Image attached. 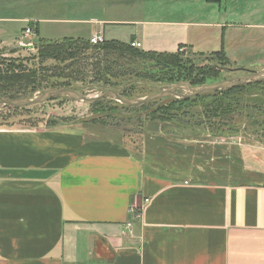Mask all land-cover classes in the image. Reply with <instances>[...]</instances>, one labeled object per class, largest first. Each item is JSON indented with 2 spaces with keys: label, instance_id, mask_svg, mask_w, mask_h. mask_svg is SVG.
Listing matches in <instances>:
<instances>
[{
  "label": "crops",
  "instance_id": "crops-1",
  "mask_svg": "<svg viewBox=\"0 0 264 264\" xmlns=\"http://www.w3.org/2000/svg\"><path fill=\"white\" fill-rule=\"evenodd\" d=\"M28 2L7 7L12 14L0 11V49L15 48L9 43L28 27L52 40L42 24L61 20L26 17V7L45 0ZM203 2L207 21L108 23L134 27L132 42L146 51H224L234 67L264 71V0ZM24 23L12 38V26ZM206 134L204 145L213 144ZM94 135L75 123L0 125V264H264V148L239 144L233 157L230 148L224 158L202 154L200 167L198 139L185 136L189 145L169 155L185 153L197 174H166L165 151L136 154L125 142Z\"/></svg>",
  "mask_w": 264,
  "mask_h": 264
},
{
  "label": "rangeland",
  "instance_id": "rangeland-1",
  "mask_svg": "<svg viewBox=\"0 0 264 264\" xmlns=\"http://www.w3.org/2000/svg\"><path fill=\"white\" fill-rule=\"evenodd\" d=\"M28 1L31 4V0ZM18 2L19 0H0L1 14L14 13L7 7H12L13 4L17 5ZM36 7V10L26 7L24 10L26 17L31 14L37 15L38 19L61 20L57 23H43L41 27L44 34L41 35L52 39L46 41H55L57 45H53L51 48H40L38 42L44 39L36 38L34 28L28 27L27 29L33 31L29 37L25 38L26 29L21 35L22 39L9 43L15 48L0 49V61L2 62V59L13 61L20 65L21 73H23L13 82L10 81L14 84L15 89L13 87L9 89H21L28 95L17 100L40 95L48 90L58 88L57 85L61 84H68L69 89L79 91L86 96H95L102 91L114 90L118 93L124 91L125 94L131 96L127 98L137 99L179 84H187L198 89L244 75L247 73L246 69L252 72L261 71L259 65L246 66V69L239 67L231 68V70L218 69L211 59L190 52L186 48H179L177 51L179 57L177 56L176 60H171L169 65L162 60H149L151 56L148 58L141 55L140 57L122 58L114 46L105 50L65 40L85 38L83 40L88 41L87 38L91 32L98 30L103 24L106 33L102 30L101 33L107 41H117L127 45L132 41L131 33L135 28L127 24H109L108 22L136 23L150 20L183 19L207 21L210 15L209 8L205 7L203 0H45V3H40ZM48 7L52 11L45 10ZM27 26L28 23L13 25L11 37L18 36L17 31L21 27ZM16 44L21 47L17 48ZM82 52L84 55H81ZM144 52L149 51L144 50ZM73 53L79 56L78 61L68 59ZM8 91V88L0 90V95H4ZM182 91L179 90V92ZM245 93H253V91L246 89L231 93L221 91L208 96L207 99L216 97L224 100L222 106L226 112L235 109L234 113L228 112L230 113L227 115L228 117H222L221 121L227 120L232 131H238V135L232 133L222 138L211 137L210 140L214 143L210 145L205 143L204 145V141L209 139L207 134H202V132H198L200 134L198 136L194 134L193 136L198 139L195 144V152L199 155L194 158L196 160L200 158L197 160L200 167L206 162L202 158V154L208 155L212 152L216 153L218 157L224 158L227 157L225 153L230 148L233 157L235 153L232 147L239 144L254 149L264 148V123L257 121L254 117H246ZM229 99L239 103L238 108H235V104L227 106ZM171 103L172 99L169 98L146 106L125 108L111 99H104L94 106H88L69 98L58 97L41 105L21 108L4 114L0 117V125L57 127L74 123L84 124L95 129L94 136L125 142L136 154L140 148L144 150L148 147L149 149L156 147L157 151H162V153L165 151L166 155L162 156L160 164L166 174L172 170H177L180 173L189 170L187 171L189 174L191 171V174H197L194 169L190 168V165L185 163L187 161L184 160L185 153L169 155L177 147L189 145L190 141H186L188 139L186 137H189L191 132L189 127L178 125L176 120L168 116L167 111L156 113V110L161 108L173 109L170 106ZM204 107L202 102L196 105L199 111H202ZM239 111L243 116H240ZM172 114L174 115L175 112ZM156 115L170 120H155ZM263 118L264 116L260 119ZM161 135H164L163 141L159 142L158 140L157 142L156 139ZM218 143L224 144L221 146V150H218ZM193 166L191 165V167Z\"/></svg>",
  "mask_w": 264,
  "mask_h": 264
},
{
  "label": "trees",
  "instance_id": "trees-1",
  "mask_svg": "<svg viewBox=\"0 0 264 264\" xmlns=\"http://www.w3.org/2000/svg\"><path fill=\"white\" fill-rule=\"evenodd\" d=\"M65 40H71V41H76L78 43H82L84 45H87L90 48H98V49H105L109 50L114 46V49L119 53L122 58L126 57H140L143 56L144 58H151L149 60H162L163 62H166L167 64L170 65L171 60H176V57L179 55V53H160V52H154V51H149V52H144L142 49H137L131 46V42L129 44H123L117 41H104V43L99 44V45H92L90 41H86L83 39H65ZM132 40V39H131ZM40 44V48H51L53 45H57L55 41H46V40H40L38 42ZM126 52V53H125ZM81 55H84V52L81 53ZM179 57V56H178ZM207 58L211 59L213 62H215V67L220 68L222 70H231V68H235L234 65L227 59L224 51L219 52V53H213L209 55ZM71 61H78L79 56L75 55L74 53L71 54L68 58ZM166 60V61H164ZM215 68V69H216ZM219 73V71H218ZM23 73H21L20 70V65L13 63L11 60L7 59H2V62L0 61V90H4L5 88H8V92L1 94L0 100L4 99L7 101H13L17 100L19 98L27 97L28 95L25 92H22L21 89L14 90L15 88L13 87L14 84L11 83L20 76H22ZM11 81V82H10ZM58 88H70L68 84H61L57 85ZM10 87H13L14 89H9ZM244 89L251 90L253 93H245V98L244 101L246 102V110L245 114L247 118L254 117L257 121H261L264 123V118L260 119L261 117L264 116V82L263 83H257V84H251V85H241L233 89H226V90H220L217 91L216 93L212 94L215 95L218 92L225 91L227 93L235 92V91H243ZM120 95L124 97H131L129 94H125L123 92H119ZM208 96L210 95H203L199 96L196 98L192 99H176L172 98V103L170 106L173 107V109L169 110L166 108H161L160 110H156L157 114H160V111H167L168 116L172 118L173 120H176V123L180 126L183 127H189V130L191 131L188 136H193L194 134L197 136L200 135L198 132L203 133H208L211 137L215 138H222L226 137L232 133L234 135H238V131H232L231 125L227 123V120L225 122L221 121V118H227L230 113H234L235 109L229 110L226 112L223 110L224 106L223 102L224 100L219 99V98H212V99H207ZM169 99V98H167ZM164 99V100H167ZM160 101V100H159ZM159 101H155L152 103H156ZM229 103L227 106H232V104H235L236 107L238 108V104L236 102H233L231 99L228 100ZM100 102V101H99ZM97 102L96 104H98ZM199 102L205 106L202 111H199V109L196 108V105L199 104ZM94 104V105H96ZM92 105V106H94ZM148 105V104H147ZM146 106V105H143ZM175 106V109H174ZM141 107V106H139ZM125 108H137V107H125ZM17 109L10 110L5 113H1L0 117L3 116L4 114H9L11 111H15ZM172 112H175L173 115ZM240 116H243L242 112L239 111ZM182 115V116H181ZM159 115H156L157 118L155 120L158 121H166L170 119H165L162 117H158ZM260 116V118H259ZM257 117V118H256ZM161 119V120H160ZM154 120V121H155ZM4 125V124H1ZM9 125V124H5Z\"/></svg>",
  "mask_w": 264,
  "mask_h": 264
},
{
  "label": "water",
  "instance_id": "water-1",
  "mask_svg": "<svg viewBox=\"0 0 264 264\" xmlns=\"http://www.w3.org/2000/svg\"><path fill=\"white\" fill-rule=\"evenodd\" d=\"M25 48H31V47H25ZM246 71L247 73L244 75L232 77L222 82L206 85L198 89H194L187 84H179L164 91H160L158 93H154L152 95L137 99L124 97L114 90L102 91L95 96H86L83 93L73 89L55 88L31 98H25L20 100H13V101L0 100V114L8 112L13 109H21V108H28L32 106L41 105L58 97L69 98L71 100H74L76 102L88 106H92L104 99H111L124 107H139L171 97L181 100L192 99L203 95L214 94L220 90L233 89L241 85H251V84L264 82V71H260V72H252L248 70ZM179 90H183V91L179 92Z\"/></svg>",
  "mask_w": 264,
  "mask_h": 264
},
{
  "label": "built area",
  "instance_id": "built-area-1",
  "mask_svg": "<svg viewBox=\"0 0 264 264\" xmlns=\"http://www.w3.org/2000/svg\"><path fill=\"white\" fill-rule=\"evenodd\" d=\"M32 33H33V31H31L30 29H27L26 32H25V38L29 37ZM89 41H90V43L92 45H99V44L104 43V41H106V39H105V37L103 36L102 33H97V34H94L89 39ZM131 46L134 47V48H137V49L142 48V44L140 42H137V41L131 42ZM24 47H26V46H24ZM146 202L148 203V200H146ZM127 227L128 228H131L132 227V224L131 223H128L127 224Z\"/></svg>",
  "mask_w": 264,
  "mask_h": 264
}]
</instances>
